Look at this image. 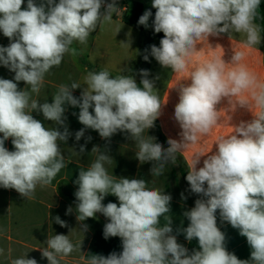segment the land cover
Masks as SVG:
<instances>
[{
    "label": "clouds",
    "instance_id": "obj_1",
    "mask_svg": "<svg viewBox=\"0 0 264 264\" xmlns=\"http://www.w3.org/2000/svg\"><path fill=\"white\" fill-rule=\"evenodd\" d=\"M24 3L0 0V32L10 41L6 47L0 46V65L14 73L13 79L0 78V188L14 189L22 198L31 199L37 186L50 185L67 166L61 143L66 144L71 135L65 115L69 107L79 109L77 118L83 125L75 133L76 141L87 129L108 142L114 134L124 133L136 145L135 158L140 164L151 162V176L159 177L169 163H176L177 153L200 142L221 123L222 108L218 106L227 100L228 113L246 109L252 118L232 124L228 114L233 131L218 136L210 151L194 153L188 163L185 179L200 198L183 213L188 226L181 225L176 233L188 242L196 240L198 249L189 252L173 234L172 196L149 187L143 178L110 174L105 165L113 158L107 147L101 151L93 146L96 159L80 168L74 181L78 185L75 209L69 206L66 215L75 211L84 233L88 226L82 222L102 214L108 221L104 238L121 240V252L107 256L90 253L81 257L85 264H264V79L243 63V49L258 50L262 41L264 29L257 22L261 0H152L154 32H162L163 38L159 46H150V55L163 68L184 74L173 87L178 90L174 120L181 139L169 138L166 149L148 135L167 103L162 102L154 80L148 78V70H140L139 84L132 74H123L125 69L116 76L107 69L88 71L83 83L59 85L51 103L33 98L65 55H77L74 44L86 45L98 27L112 24L118 13L117 0H27L22 8ZM152 16L151 9L145 10L138 24L147 28ZM222 33L244 37L232 47L228 61L219 44L213 47L208 42L209 37ZM122 43L130 47L131 42ZM198 45L202 47L198 49ZM217 47L223 49V55L192 65L195 53ZM143 59L149 61L147 49ZM19 82L25 87L19 88ZM76 89H81L79 97L73 95ZM34 112L43 119L35 118ZM45 121L54 126L46 127ZM9 138L11 151L5 147ZM84 152L81 145L80 153ZM108 195L115 196L118 204H104ZM217 213L222 222L246 238L251 250L248 259L228 251ZM54 221L68 227L58 215ZM44 243L46 247L37 249L48 264H61L82 247V241L74 244L69 234L48 236ZM11 264L38 261L25 252Z\"/></svg>",
    "mask_w": 264,
    "mask_h": 264
},
{
    "label": "crops",
    "instance_id": "obj_2",
    "mask_svg": "<svg viewBox=\"0 0 264 264\" xmlns=\"http://www.w3.org/2000/svg\"><path fill=\"white\" fill-rule=\"evenodd\" d=\"M136 2L144 6V11L152 5V0H117L118 13L113 15L111 25L100 26L92 33L86 45H80L77 52L78 60L81 66H70L74 57L63 59V64L55 67L45 76V80L38 96L34 94L33 98L40 102H52V96L58 90L61 84H70L73 81L83 83L84 77L88 71L98 72L107 69L112 76L121 73L122 69L126 71L125 75L132 74L139 84L142 77L140 70H148L149 79L154 80V87L160 95L162 102L167 103L162 108L160 117L155 121V127L148 131V135L154 136L156 142L161 143L166 149L169 138L180 141L181 129L174 120V108L178 103V90L173 88L184 74L172 73L170 69L163 68L154 57L150 55V46H159L160 38L152 33V26L149 19V26L142 29H136L127 25L123 17L129 14L132 5ZM23 8V6H22ZM117 33V29L120 28ZM0 46H8L10 41L0 32ZM261 44L258 50L243 49L245 51V63L248 68L264 79V36L262 35ZM244 39L243 35L233 33L231 37L228 33H222L219 36L209 37V43L215 47L219 44L224 49L223 58L228 61L232 56V47L236 48ZM131 42L130 47L122 42ZM198 49L202 45L197 46ZM148 50L149 61L143 59L145 50ZM223 49L217 47L214 51L211 49H201L192 57V65L203 63L209 58L223 55ZM239 50V49H238ZM75 64V63H74ZM14 73L0 65V78L13 79ZM158 77V78H157ZM182 83H186L182 81ZM19 88H24V82L18 83ZM81 89L73 90V95L79 97ZM218 107L221 109L223 117L218 124L206 137H202L200 142L189 146L185 151L177 153L185 167L188 170V163L192 155L198 151L208 152L212 149L216 138L220 135H228L233 128L228 123V114L232 116V124H238L242 120H250L252 113L246 109H237L234 113H228L227 100H224ZM256 109H253V112ZM37 119H43L42 114L33 113ZM66 124L71 133L66 144L61 143V149L65 156L66 167L57 174L53 182L45 187L37 186L33 198L25 199L14 189L0 188V264H11L13 259L19 258L25 252H28L29 258H35L38 264H48L46 258L41 257V252L37 248L46 247L44 243L48 236L54 234L68 235L74 244L82 241L81 251H74L71 255L62 259L61 264H85L86 253L97 230H103L107 219L97 213L96 218H89L82 222L88 226L84 233L80 230V222L76 220V213L66 215L69 206L75 209V191L78 185L74 181L78 177L80 168H86L96 159L97 153L91 152L93 146H99L101 151L105 147L109 150V155L113 158L111 164L105 167L110 174L117 177L143 178L149 181V187L159 188L165 194L172 196L171 215L173 219V234L177 235L178 243L186 248L189 242L183 234H177L176 229L187 227L189 221L183 216L185 211L190 210L195 205V200L200 198L197 194L190 191L189 185L177 169L176 163H169L164 174L159 177H152L150 174L151 162L140 164L135 158L137 151L134 142L126 138L124 133L114 134L111 141L102 139L98 132L87 129L84 137L76 141L75 134L83 125L79 123L76 116L67 115ZM46 127H52L50 121H45ZM63 128H61V131ZM147 136V132L144 133ZM2 136V134H0ZM91 137L89 141L87 138ZM85 146V152L80 153V146ZM5 147L10 151L14 150L11 139L5 141ZM214 150V149H213ZM198 167L202 166L203 159ZM114 202L118 204L115 196L108 195L103 201L104 204ZM59 216L67 222L68 227H61L55 223L54 217ZM218 227L226 234V247L228 251L233 252L239 259H248L250 257V247L246 238L239 235L238 230L233 229L227 222L218 221ZM70 229H73L70 232ZM70 232V233H69ZM119 238V237H118Z\"/></svg>",
    "mask_w": 264,
    "mask_h": 264
},
{
    "label": "trees",
    "instance_id": "obj_3",
    "mask_svg": "<svg viewBox=\"0 0 264 264\" xmlns=\"http://www.w3.org/2000/svg\"><path fill=\"white\" fill-rule=\"evenodd\" d=\"M58 2V0H57ZM26 3L27 0H25L24 5H22L23 7H26ZM148 9H151L153 16L150 17V22H151V26H152V33L155 37L162 39L163 38V33H155L154 32V28H153V20H154V15H155V9L152 7H149ZM260 16L261 19H259L257 22L261 25L262 29H264V0H261V4H260ZM144 13V6L139 3L136 2L132 5L131 11L129 14L124 15L123 20L124 22L136 29H142L143 26L138 24V20L139 17ZM262 35L264 36V31H262ZM183 163V161H182ZM183 169H181L182 174L187 175V170L186 167L183 163ZM219 221V214L217 213V223ZM189 252H191L193 249H198V243L196 240H193L192 242H189V246H188ZM113 251L119 253L122 251V247H121V240L118 237H112L109 239H105L103 236V230H97L92 238V241L90 243V246L88 248V251L86 253V256L90 255V253L92 254H101L104 256L109 255L110 253H112Z\"/></svg>",
    "mask_w": 264,
    "mask_h": 264
},
{
    "label": "rangeland",
    "instance_id": "obj_4",
    "mask_svg": "<svg viewBox=\"0 0 264 264\" xmlns=\"http://www.w3.org/2000/svg\"><path fill=\"white\" fill-rule=\"evenodd\" d=\"M0 35H1V34H0ZM91 35H92V34H91ZM91 35H90V36H91ZM73 47L77 49V52L81 49V48H80V44H74ZM70 56H71V55H65L66 59H67V57H68V59H69ZM65 57H64V59H65ZM73 57H74V61H72L73 63H72L70 66H72V67H76V65H77V66H81V65H80V62H83V61H82V60H78L77 55H75V56H73ZM74 63H75V64H74ZM62 64H63V61H62ZM90 111H91V110H90ZM73 112H75L77 115H73ZM78 112H79V109H78V108H77V109H73V108L69 107L68 110H67V112H66L65 114L78 117ZM72 135H73V137L75 136L74 133H73ZM176 166H177V169H178V171L180 172V174H181V175L183 176V178L185 179V175H183V174H182V171H181V169H183V168H182V167H183V163H182V160H181L179 157H177V160H176ZM185 180H186V179H185ZM186 182H187V181H186Z\"/></svg>",
    "mask_w": 264,
    "mask_h": 264
}]
</instances>
